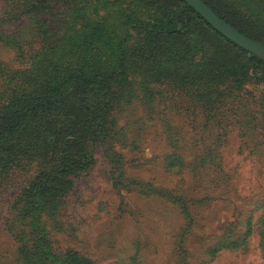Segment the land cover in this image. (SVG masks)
Listing matches in <instances>:
<instances>
[{
	"label": "rangeland",
	"instance_id": "obj_1",
	"mask_svg": "<svg viewBox=\"0 0 264 264\" xmlns=\"http://www.w3.org/2000/svg\"><path fill=\"white\" fill-rule=\"evenodd\" d=\"M117 8L150 14L137 0H0V108L35 51L62 46L67 31L90 20L138 47L139 36L117 24ZM164 50L150 57L154 69L133 52L93 163L35 221L22 194L49 165L21 160L0 174V264H26L20 247L37 244L92 264H264V68L185 84Z\"/></svg>",
	"mask_w": 264,
	"mask_h": 264
},
{
	"label": "trees",
	"instance_id": "obj_2",
	"mask_svg": "<svg viewBox=\"0 0 264 264\" xmlns=\"http://www.w3.org/2000/svg\"><path fill=\"white\" fill-rule=\"evenodd\" d=\"M137 1L150 9L147 18L130 8L116 11L117 24L139 36L138 47H129L126 34L114 32L103 20H90L67 31L62 46L35 51L26 79L10 88L0 108V174L21 160L49 165L22 194L32 221L65 194L71 177L93 163L92 146L110 133V111L125 96L133 52L154 69L150 57L169 51L176 57L177 80L185 84H221L246 77L249 66L264 68V59L224 37L184 0ZM202 1L264 45V0ZM182 62L188 64L185 72L179 70ZM246 226L247 236L249 220ZM41 248L37 244L33 252L23 253L20 247V257L26 264H92L76 251L56 256Z\"/></svg>",
	"mask_w": 264,
	"mask_h": 264
},
{
	"label": "water",
	"instance_id": "obj_3",
	"mask_svg": "<svg viewBox=\"0 0 264 264\" xmlns=\"http://www.w3.org/2000/svg\"><path fill=\"white\" fill-rule=\"evenodd\" d=\"M197 13H199L215 30L236 45L264 59V45L245 34L221 19L204 1L184 0Z\"/></svg>",
	"mask_w": 264,
	"mask_h": 264
}]
</instances>
